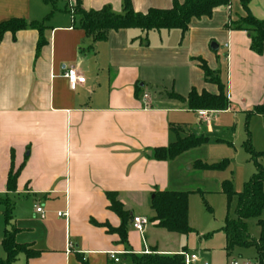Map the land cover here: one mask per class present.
Returning <instances> with one entry per match:
<instances>
[{
    "label": "crops",
    "instance_id": "obj_1",
    "mask_svg": "<svg viewBox=\"0 0 264 264\" xmlns=\"http://www.w3.org/2000/svg\"><path fill=\"white\" fill-rule=\"evenodd\" d=\"M130 2L142 14L172 6V0ZM122 3L80 0L85 10L108 6L115 14H122ZM73 5L74 0H0V23L21 18L44 26L6 32L0 39V197L13 205L16 242L40 253L29 260L20 254L13 264H81L78 255L86 264H129L126 259L134 264L131 256L175 255L176 250H157L149 239L153 229L164 231L151 221L150 200L156 190L182 191L171 163L193 150L171 162L156 160L153 152L175 141L171 127L181 138L211 135L220 115H245L260 104L264 54L250 51L246 32L223 28L244 17L237 0L209 18L192 19L184 35L118 30L96 43L73 21ZM248 8L256 19L264 18V0H253ZM197 58L220 72L229 102L224 111H203L205 119L167 96L186 98L191 89L216 93L204 82ZM69 68L84 77V84H68ZM10 169L19 171L14 192L6 191ZM107 193L115 194L130 218L149 220L142 233L130 220L125 245L98 226H120L108 209ZM4 228L0 206V259Z\"/></svg>",
    "mask_w": 264,
    "mask_h": 264
},
{
    "label": "trees",
    "instance_id": "obj_2",
    "mask_svg": "<svg viewBox=\"0 0 264 264\" xmlns=\"http://www.w3.org/2000/svg\"><path fill=\"white\" fill-rule=\"evenodd\" d=\"M50 3L53 0H42ZM231 0H172L169 9L159 10L150 9L146 13H136L132 9L130 0H123L122 14H115L108 6L100 10H85L81 7L80 0H74L71 7V16L76 25L93 42H101L107 39L110 31L137 29L146 35L150 31H170L178 30L184 35L188 31V26L192 19L211 17L213 12L221 7H226ZM244 11V17L235 22L226 23L223 28L232 31H244L249 35V49L257 55L264 54V18L256 19L249 12V5L253 0H237ZM43 23L30 22L21 18H13L0 23V39L6 32L15 33L22 30L43 29ZM199 69L203 73L204 82L214 85L216 93H208L204 90L197 92L191 89L186 98L169 93L167 96L172 99L186 103L190 111H224L228 108L229 102L226 96V87L219 71H213L205 60L196 59ZM139 91V90H137ZM254 115L264 118V97L260 104L254 106L246 112V121ZM170 131L175 134L176 139L166 148H158L153 152V157L158 161L171 162L177 157L188 151L197 149L207 142V138L195 137L192 135L179 137V129L171 127ZM254 163L255 173L243 184L240 192H234L230 181L221 183L220 192L225 195L228 205L235 200L234 216L228 215L225 219L223 231L225 234L226 252L232 249L254 247L257 252L258 264H264V219H260L264 213V167L259 163L264 158V151L253 150L249 133L247 132L246 141L243 145ZM227 161L216 165H207L199 160L192 163V168L197 170H211L224 168ZM19 171L10 169L6 191L14 192L16 178ZM186 191H154L150 200V208L154 213L152 222L156 226L168 233L187 235L191 232L187 224V198ZM106 198L109 202L108 209L120 219V226L112 229L107 225L103 226L108 233H116L122 244H126L127 227L132 219L123 210L122 205L115 199V194L107 193ZM2 216L4 220V231L1 240V247L4 251V258L0 259V264H13L20 254L26 260L36 258L40 254L29 244L16 242L15 234L18 231L12 227V208L13 205L6 197H0ZM257 219L259 235L256 240L250 238L246 229V221ZM81 264H86L78 255ZM134 264H184L183 254L158 255L154 252L139 257L131 256Z\"/></svg>",
    "mask_w": 264,
    "mask_h": 264
},
{
    "label": "rangeland",
    "instance_id": "obj_3",
    "mask_svg": "<svg viewBox=\"0 0 264 264\" xmlns=\"http://www.w3.org/2000/svg\"><path fill=\"white\" fill-rule=\"evenodd\" d=\"M247 132L253 150L263 152L264 123L260 117H251L246 121L245 115L240 113L220 115L213 133L204 134L203 137L207 138L205 144L171 163L172 173L178 177L175 186L189 192L187 224L191 232L176 235L153 229L148 236L156 242L157 250H176L177 254L198 255L199 262L191 264H258L254 247H236L226 252L223 231L227 215L235 217V200L228 205L225 195L220 192L221 183L230 181L233 191L240 192L243 184L255 173L254 163L243 148ZM196 160L207 165L227 161V165L224 168L197 170L191 167ZM259 163L264 167V158ZM145 212L148 216L152 213L149 208ZM260 219H264V213ZM246 229L250 238H258L257 219L247 220ZM125 261L131 263L128 259Z\"/></svg>",
    "mask_w": 264,
    "mask_h": 264
},
{
    "label": "built area",
    "instance_id": "obj_4",
    "mask_svg": "<svg viewBox=\"0 0 264 264\" xmlns=\"http://www.w3.org/2000/svg\"><path fill=\"white\" fill-rule=\"evenodd\" d=\"M64 78L68 81V84L70 86L81 85V84H84V81H85L84 77H82L80 74H78V72L75 68L67 69L64 73ZM142 99L145 102L148 99V96L146 94H144L142 96ZM199 116L201 119L206 118L205 112H203V111H199ZM35 212L41 213V209L37 208L35 210ZM58 216H64V215L58 214ZM148 224H149V220L147 218L142 217V216H134L131 219L130 226L133 230H135L139 233H142ZM71 247H72V245L70 243H68L67 248L70 249ZM110 257L114 262L118 261V259L116 258V256L114 254H111ZM183 257H184V264H191V263L199 262L198 255H196V254H191V255L183 254ZM202 264H207V263H202ZM233 264H235V263H233ZM246 264H248V263H246Z\"/></svg>",
    "mask_w": 264,
    "mask_h": 264
},
{
    "label": "water",
    "instance_id": "obj_5",
    "mask_svg": "<svg viewBox=\"0 0 264 264\" xmlns=\"http://www.w3.org/2000/svg\"><path fill=\"white\" fill-rule=\"evenodd\" d=\"M210 49H211L212 51H216V50H217V46H216V44L211 43V44H210ZM140 86H141V85H140ZM151 199H152V196H151Z\"/></svg>",
    "mask_w": 264,
    "mask_h": 264
}]
</instances>
